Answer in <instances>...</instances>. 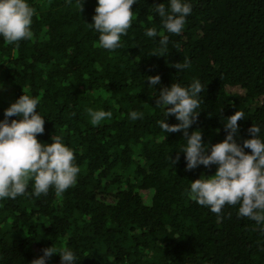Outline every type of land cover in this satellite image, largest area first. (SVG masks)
Returning <instances> with one entry per match:
<instances>
[{
  "label": "trees",
  "instance_id": "trees-1",
  "mask_svg": "<svg viewBox=\"0 0 264 264\" xmlns=\"http://www.w3.org/2000/svg\"><path fill=\"white\" fill-rule=\"evenodd\" d=\"M28 2L32 36L0 37V81L16 99L23 91L38 99V141L61 136L81 169L62 194L34 196L30 181L24 195L0 200V264H31L52 244L73 249L77 264H264V230L240 217L239 205L216 214L188 196L190 182L217 166L186 170L183 153L171 164L183 133L159 129L165 112L155 106L163 87L197 78L205 88L189 134L200 130L210 148L238 110L237 142L251 138L252 124L264 136V0H188L184 29L168 34L164 51L144 29L166 34L154 7L168 0H137L132 26L111 51L87 24L96 0H81V9L79 0ZM186 58L190 68L173 67ZM157 74L154 89L147 78ZM6 108L0 102V119ZM88 108L112 117L92 125ZM132 110L143 118L131 120ZM167 123H177L174 115ZM47 264H61L59 255Z\"/></svg>",
  "mask_w": 264,
  "mask_h": 264
},
{
  "label": "clouds",
  "instance_id": "clouds-1",
  "mask_svg": "<svg viewBox=\"0 0 264 264\" xmlns=\"http://www.w3.org/2000/svg\"><path fill=\"white\" fill-rule=\"evenodd\" d=\"M80 9H81V0ZM137 0H96L93 22L87 23L98 33V45L106 50H115L121 46V37L132 26V5ZM154 12L159 16L166 34H159L155 27H145L144 35L158 40L159 51H164L169 43L168 34H180L186 18L192 12L188 0H168L156 4ZM34 8L28 0H0V37L9 43H17L32 36L31 24ZM152 55L160 56L157 52ZM178 71L190 68V60L173 65ZM148 85L155 89L160 83V76L147 78ZM3 85H0L2 89ZM204 86L197 78L181 85L171 83L163 87L156 98L155 106L162 107L165 119L157 121L159 129L166 134L182 132L185 143L177 151L175 164L184 154L186 170L200 165H216L213 175H202L190 182L188 196L195 203L206 206L211 212L219 214L227 205H239L238 215L254 221L264 230V136L261 127L254 125L248 129L251 138L238 143L239 132L237 121L243 117L238 110L226 118L225 138L212 144L210 148L202 140V132L189 128L200 111L201 93ZM7 108L4 118L0 119V200L16 199L26 193L29 182H32V195L47 194L49 189L59 195L76 182L81 169L75 164L73 150L63 138L52 136V142L42 144L37 135L44 132V115L37 111L39 101L32 95L22 92ZM92 125H99L103 120L112 117L111 111L104 109H87ZM169 115H174L177 123H167ZM18 117L11 119L10 117ZM133 121L143 118L137 110L129 112ZM245 149H250V153ZM80 168V169H79ZM42 255L33 259L31 264H47L48 258L58 254L61 264H77L76 253L67 246L55 247L52 244L42 249Z\"/></svg>",
  "mask_w": 264,
  "mask_h": 264
},
{
  "label": "rangeland",
  "instance_id": "rangeland-1",
  "mask_svg": "<svg viewBox=\"0 0 264 264\" xmlns=\"http://www.w3.org/2000/svg\"><path fill=\"white\" fill-rule=\"evenodd\" d=\"M0 85H3L2 89H0V102L4 104L10 105L15 100V93L12 86H6L2 84L0 81Z\"/></svg>",
  "mask_w": 264,
  "mask_h": 264
}]
</instances>
